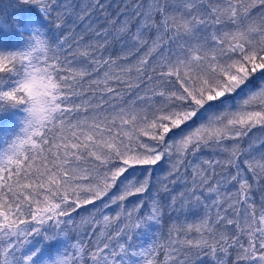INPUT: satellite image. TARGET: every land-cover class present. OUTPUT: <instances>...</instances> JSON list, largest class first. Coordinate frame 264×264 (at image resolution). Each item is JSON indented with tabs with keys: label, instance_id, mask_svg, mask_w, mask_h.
<instances>
[{
	"label": "snow or ice",
	"instance_id": "obj_1",
	"mask_svg": "<svg viewBox=\"0 0 264 264\" xmlns=\"http://www.w3.org/2000/svg\"><path fill=\"white\" fill-rule=\"evenodd\" d=\"M15 3L53 29L36 41L58 110L0 161V221L23 237L0 241V264L31 261L19 250L45 223L76 232L56 264H264V0Z\"/></svg>",
	"mask_w": 264,
	"mask_h": 264
},
{
	"label": "trees",
	"instance_id": "obj_2",
	"mask_svg": "<svg viewBox=\"0 0 264 264\" xmlns=\"http://www.w3.org/2000/svg\"><path fill=\"white\" fill-rule=\"evenodd\" d=\"M35 29L42 30L44 35L50 40L55 39L53 29L49 26L48 21L43 17L39 9L34 5L26 4L16 6L15 0H0V51L15 50L23 47L27 42V38L35 32ZM13 79L12 74L0 75V80L8 81V86H10ZM22 116L23 112L19 107H0V150L6 147L12 137L17 134ZM163 169L164 165L161 164L156 168V173L161 172ZM112 196L115 195L110 193L108 197L102 198L101 201H97L92 205H83L73 214V218L80 221L82 218L88 216L89 213L93 212L94 209L101 207L102 203L111 199ZM140 199H142L141 195H134L127 198L125 204L130 209ZM146 209L147 205L144 206V210ZM118 210V205H110L105 210V214L114 215ZM143 214L144 211H141L140 215ZM167 225L168 220L165 217V230L167 229ZM85 230L93 231L90 227H86ZM59 231V229L49 223L40 225L38 232L32 233L29 236L28 241L19 250L18 255L25 256L35 252L30 264H42L46 259H53L57 253L67 248L69 243L77 239L76 232L71 228L68 229V236L59 235ZM156 231L158 229L155 226L147 225L139 229L133 239L138 246H147L154 238L150 235L151 232L155 233ZM45 234L50 235L51 238L46 239ZM86 238L94 239V237ZM128 256L130 260L137 259L131 256V253ZM161 259H163L162 256ZM203 264H207V261H204Z\"/></svg>",
	"mask_w": 264,
	"mask_h": 264
},
{
	"label": "clouds",
	"instance_id": "obj_3",
	"mask_svg": "<svg viewBox=\"0 0 264 264\" xmlns=\"http://www.w3.org/2000/svg\"><path fill=\"white\" fill-rule=\"evenodd\" d=\"M37 36H40L42 41L48 39L39 32H34L27 38L23 47L0 51L8 59L0 75L12 74L14 77L10 86L0 88V107H19L23 112L17 134L0 150V161L4 164L14 159L16 149L29 147L27 141L31 135L41 130V125L54 117L58 110L54 77L43 63L44 53L37 46ZM8 93L21 98L23 102L18 103ZM0 229L3 230L0 231V241H15L23 238L19 226H10L7 222L0 221ZM61 252L51 260L46 259L42 264H56ZM30 262L28 261L27 264Z\"/></svg>",
	"mask_w": 264,
	"mask_h": 264
},
{
	"label": "rangeland",
	"instance_id": "obj_4",
	"mask_svg": "<svg viewBox=\"0 0 264 264\" xmlns=\"http://www.w3.org/2000/svg\"><path fill=\"white\" fill-rule=\"evenodd\" d=\"M110 2L115 4L118 2V0H110ZM0 81H2V83H0V88L8 87V81H6V80H0ZM252 135L257 136V137H261V136H264V133H261L260 130H255L252 133ZM110 193H113L114 195L119 194L120 193L119 187L117 186V187L113 188Z\"/></svg>",
	"mask_w": 264,
	"mask_h": 264
}]
</instances>
